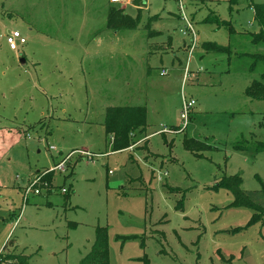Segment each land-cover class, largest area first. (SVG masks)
I'll use <instances>...</instances> for the list:
<instances>
[{
    "label": "rangeland",
    "instance_id": "374dc122",
    "mask_svg": "<svg viewBox=\"0 0 264 264\" xmlns=\"http://www.w3.org/2000/svg\"><path fill=\"white\" fill-rule=\"evenodd\" d=\"M182 4L191 55L178 0H0V253L11 240L30 264H79L105 228L110 264H264V224L248 226L251 210L209 189L235 175L243 191L264 188V153L235 150L264 142V101L245 96L264 68L238 58L255 53L245 34L258 31L253 6L264 0ZM110 9L135 26L109 28ZM214 13L238 34L205 24ZM13 32L26 40L17 51ZM206 42L230 45L231 57L205 54ZM184 96L195 105L180 132ZM126 106L146 108V127L114 151L106 109ZM185 138L212 149L195 157ZM60 160L55 192L26 197Z\"/></svg>",
    "mask_w": 264,
    "mask_h": 264
},
{
    "label": "trees",
    "instance_id": "16d2710c",
    "mask_svg": "<svg viewBox=\"0 0 264 264\" xmlns=\"http://www.w3.org/2000/svg\"><path fill=\"white\" fill-rule=\"evenodd\" d=\"M230 9L238 5L239 0H227ZM254 17L259 26L256 33H246L250 38L249 47H254L255 53H240L239 57L246 56L252 60L250 69H255L258 66L264 68V4H258L253 6ZM119 10L110 9L108 11L107 26L109 28H115L117 25L132 28L135 26V21L130 17L122 15ZM123 12V10H122ZM205 24L214 25L217 28L225 27L229 35H235L237 32L233 28L231 22H226L217 14H209L204 20ZM156 32L149 33L150 36L157 35ZM238 34V33H237ZM171 41V40H170ZM261 51L258 52V49ZM201 49L205 54H223L229 58L232 54L231 46H220L215 43L206 42L201 45ZM245 96L249 99L256 101H264V71L261 73V77L255 80L246 89ZM147 112L145 107L126 106V107H108L105 113V119L103 125L107 135H114L113 150H126L130 147L132 138L131 133L136 131H143L146 127ZM181 128L179 129V131ZM173 131V132H172ZM178 129H169L168 132L175 133ZM183 131V130H182ZM162 132V133H168ZM181 132V131H180ZM161 133V134H162ZM184 148L194 154L195 157H202V152L211 150L212 148L207 144H204L195 139L185 138L183 141ZM236 151L251 153L257 155L258 153H264V142H258L252 146L241 145L235 147ZM36 175H41L38 172ZM54 180V173L50 172L44 176L42 181L47 184L45 188L46 194L54 193L52 190V184ZM42 185V184H41ZM242 178L240 175L223 177L209 189L218 191L219 189H225L233 195V202L229 206L230 208H247L253 212L248 226L257 223L264 224V188L257 192H246L242 190ZM41 187V186H40ZM43 187V186H42ZM182 200L177 204L176 209H183ZM236 229L234 232L240 231ZM11 240H9L3 247V254L0 253V264H30V257L25 255L15 254L11 252L13 247ZM142 264H150L147 257L141 259ZM79 264H110L109 251L107 247V232L105 228H98L96 231L95 240L89 250V252L82 258Z\"/></svg>",
    "mask_w": 264,
    "mask_h": 264
},
{
    "label": "built area",
    "instance_id": "2783aa9c",
    "mask_svg": "<svg viewBox=\"0 0 264 264\" xmlns=\"http://www.w3.org/2000/svg\"><path fill=\"white\" fill-rule=\"evenodd\" d=\"M132 1L133 0H109L110 4H112V5H128V4H131ZM178 1H179V5H180V10L182 11V19L184 20V22L186 24L187 31L190 32V34L192 35V42L193 43L190 47V52L192 53L195 49L194 30H193L192 24L190 23V21L187 20L185 14H184L182 0H178ZM6 43H7L8 47L11 51H17L18 45L26 44V40H25V38H23L20 35L19 32H13L10 36L6 37ZM188 70L189 69H188V65H187L185 68V73H186L185 78H187L189 76ZM164 74H166V72L162 71L161 75H164ZM194 105H195V102L193 100L187 101L186 97L185 96L183 97V113L181 114V119L184 121V124H183V127L181 128L180 131L187 128V122L189 120V113H190V110L194 107ZM166 131L168 132V130L164 128L163 132H166ZM50 149L55 150L56 148L51 147ZM79 154L83 155V156H87L89 159L91 158V154L88 152L81 151V152H79ZM66 162H67L66 160L63 162L61 161L60 163H58L56 165L54 170H47L44 174L35 175L34 178L32 179V181L30 182L31 184H30L29 188L26 189V191H25L26 197L30 194L40 195L42 192V190L40 189L41 188L40 186L44 187L43 190H45V188L47 187V184L42 182V177L45 175H48L50 172H53V171L65 172V163ZM62 192L65 193L66 192L65 189H63ZM26 197H25V200L27 199Z\"/></svg>",
    "mask_w": 264,
    "mask_h": 264
},
{
    "label": "crops",
    "instance_id": "0c3cea01",
    "mask_svg": "<svg viewBox=\"0 0 264 264\" xmlns=\"http://www.w3.org/2000/svg\"><path fill=\"white\" fill-rule=\"evenodd\" d=\"M167 45L168 46H171V41H170V39H168V42H167ZM189 54L191 55V52H189ZM190 58V57H189ZM190 60V59H189ZM186 68V67H185ZM188 68H189V66H188ZM161 73H162V71H161ZM155 134H157V133H152L151 135H150V137L151 136H153V135H155ZM61 162V160L58 162V163H60Z\"/></svg>",
    "mask_w": 264,
    "mask_h": 264
}]
</instances>
